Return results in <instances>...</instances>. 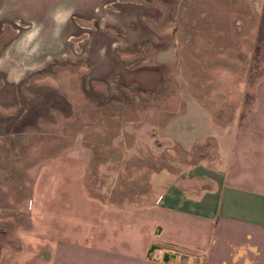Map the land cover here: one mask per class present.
Instances as JSON below:
<instances>
[{
	"label": "rangeland",
	"instance_id": "374dc122",
	"mask_svg": "<svg viewBox=\"0 0 264 264\" xmlns=\"http://www.w3.org/2000/svg\"><path fill=\"white\" fill-rule=\"evenodd\" d=\"M263 78L264 0H0V249L31 167L85 153L88 194L136 201L212 152L171 121L243 117Z\"/></svg>",
	"mask_w": 264,
	"mask_h": 264
},
{
	"label": "crops",
	"instance_id": "0c3cea01",
	"mask_svg": "<svg viewBox=\"0 0 264 264\" xmlns=\"http://www.w3.org/2000/svg\"><path fill=\"white\" fill-rule=\"evenodd\" d=\"M186 114L182 132L171 121L173 146L212 152L184 172L153 173L151 195L136 201L88 194L85 153L64 151L31 167L24 223L10 214L17 244L1 247L0 264H177L154 261L153 249L178 252L179 264H264V78L243 117L216 125L194 101Z\"/></svg>",
	"mask_w": 264,
	"mask_h": 264
},
{
	"label": "built area",
	"instance_id": "2783aa9c",
	"mask_svg": "<svg viewBox=\"0 0 264 264\" xmlns=\"http://www.w3.org/2000/svg\"><path fill=\"white\" fill-rule=\"evenodd\" d=\"M148 257H152L154 261L163 262L164 259H168L172 261L173 263L179 264L181 255L171 249H153L149 252ZM191 264H196V260L190 258Z\"/></svg>",
	"mask_w": 264,
	"mask_h": 264
},
{
	"label": "water",
	"instance_id": "95a60500",
	"mask_svg": "<svg viewBox=\"0 0 264 264\" xmlns=\"http://www.w3.org/2000/svg\"><path fill=\"white\" fill-rule=\"evenodd\" d=\"M149 252H150V251H149ZM148 254H149V253H148ZM165 260H166V259H164V261H163V262H165ZM184 260H185V258H184V257H181V258H180V262H179V263H182Z\"/></svg>",
	"mask_w": 264,
	"mask_h": 264
},
{
	"label": "bare ground",
	"instance_id": "6f19581e",
	"mask_svg": "<svg viewBox=\"0 0 264 264\" xmlns=\"http://www.w3.org/2000/svg\"><path fill=\"white\" fill-rule=\"evenodd\" d=\"M6 53V52H5ZM6 60V59H5ZM6 62V61H5ZM43 66V65H42ZM39 67H40V65H39ZM27 71V70H26Z\"/></svg>",
	"mask_w": 264,
	"mask_h": 264
}]
</instances>
